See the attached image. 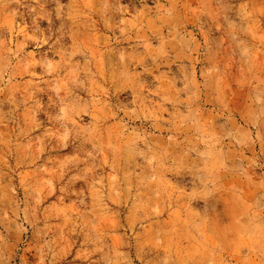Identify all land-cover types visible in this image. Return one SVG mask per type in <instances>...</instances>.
Listing matches in <instances>:
<instances>
[{
	"label": "rangeland",
	"instance_id": "rangeland-1",
	"mask_svg": "<svg viewBox=\"0 0 264 264\" xmlns=\"http://www.w3.org/2000/svg\"><path fill=\"white\" fill-rule=\"evenodd\" d=\"M0 264H264V0H0Z\"/></svg>",
	"mask_w": 264,
	"mask_h": 264
}]
</instances>
